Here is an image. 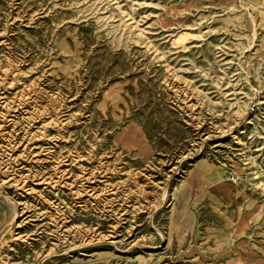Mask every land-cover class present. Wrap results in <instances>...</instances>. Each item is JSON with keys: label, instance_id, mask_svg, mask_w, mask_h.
<instances>
[{"label": "rangeland", "instance_id": "1", "mask_svg": "<svg viewBox=\"0 0 264 264\" xmlns=\"http://www.w3.org/2000/svg\"><path fill=\"white\" fill-rule=\"evenodd\" d=\"M0 264H264V0H0Z\"/></svg>", "mask_w": 264, "mask_h": 264}]
</instances>
